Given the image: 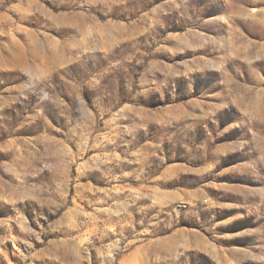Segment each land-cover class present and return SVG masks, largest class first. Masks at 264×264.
<instances>
[{
	"label": "rangeland",
	"instance_id": "374dc122",
	"mask_svg": "<svg viewBox=\"0 0 264 264\" xmlns=\"http://www.w3.org/2000/svg\"><path fill=\"white\" fill-rule=\"evenodd\" d=\"M0 264H264V0H0Z\"/></svg>",
	"mask_w": 264,
	"mask_h": 264
}]
</instances>
